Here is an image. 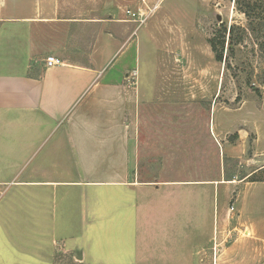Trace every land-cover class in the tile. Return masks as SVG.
Wrapping results in <instances>:
<instances>
[{"label": "rangeland", "instance_id": "obj_1", "mask_svg": "<svg viewBox=\"0 0 264 264\" xmlns=\"http://www.w3.org/2000/svg\"><path fill=\"white\" fill-rule=\"evenodd\" d=\"M40 10L84 22L0 25V52L12 54L20 46L28 51L2 52L0 74L28 64L33 74L54 56L104 66L101 81L120 76L135 106L145 158L176 164L169 170H179L180 179L216 180L210 209L202 204L199 215H180V228L196 229H180V249L200 238V263L214 264L229 246L252 241L264 247V0H42ZM88 99L78 100L75 110ZM62 127L35 151L38 141L17 133L21 125L0 119V181H7L0 184V218L8 222L0 227V264H13L7 254L20 243L17 181L55 137L58 145ZM72 175L78 177L75 168ZM13 194L5 208L3 201ZM183 259L180 254V264Z\"/></svg>", "mask_w": 264, "mask_h": 264}, {"label": "crops", "instance_id": "obj_2", "mask_svg": "<svg viewBox=\"0 0 264 264\" xmlns=\"http://www.w3.org/2000/svg\"><path fill=\"white\" fill-rule=\"evenodd\" d=\"M3 1V29L9 22L21 24L19 28L32 23L84 22L43 15L42 0ZM18 48L12 54L2 52L28 55L26 48ZM51 59L59 62L48 65L47 61L33 74L28 63L22 70L0 74V119L9 126L21 125L17 133L38 141L35 151L48 136H55L58 124L63 126L58 145L55 137L33 170L17 181L21 188L15 199L23 215L16 225L22 233L17 251L13 254L9 248L7 262L180 264L181 254L185 257L181 264H201L200 238L193 237L180 249V231L196 232L193 227L180 228V215L190 211L199 215L202 204L210 209L216 201V180L180 179L179 170H169L179 168L176 164L145 158L135 126V106L129 101L130 91L122 90L126 82L120 76L101 81L97 78L104 76V66ZM86 95L90 99L75 110ZM126 105L132 108L126 110ZM73 168L78 177H73ZM105 188L112 192H104ZM4 195L0 191V200ZM13 196H6L5 208ZM7 223L0 218L1 228ZM214 264H264V247L252 241L229 246Z\"/></svg>", "mask_w": 264, "mask_h": 264}, {"label": "built area", "instance_id": "obj_3", "mask_svg": "<svg viewBox=\"0 0 264 264\" xmlns=\"http://www.w3.org/2000/svg\"><path fill=\"white\" fill-rule=\"evenodd\" d=\"M3 4V0H0V6ZM48 65H53L59 62V59H48ZM230 210H233V207L230 208Z\"/></svg>", "mask_w": 264, "mask_h": 264}, {"label": "trees", "instance_id": "obj_4", "mask_svg": "<svg viewBox=\"0 0 264 264\" xmlns=\"http://www.w3.org/2000/svg\"><path fill=\"white\" fill-rule=\"evenodd\" d=\"M213 48H214V47H213ZM216 59L219 60V61L222 60V56H221V54H216Z\"/></svg>", "mask_w": 264, "mask_h": 264}]
</instances>
